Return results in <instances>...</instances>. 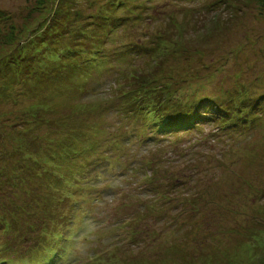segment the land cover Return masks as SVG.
Masks as SVG:
<instances>
[{
	"label": "rangeland",
	"instance_id": "374dc122",
	"mask_svg": "<svg viewBox=\"0 0 264 264\" xmlns=\"http://www.w3.org/2000/svg\"><path fill=\"white\" fill-rule=\"evenodd\" d=\"M75 1L80 11L71 6L69 18L81 22L95 11L90 1L106 0ZM142 4L127 0L116 9L123 20L94 67H74L73 75L48 83L44 99L19 82L0 96V114L13 123L36 103L50 104L43 121L28 128L38 140L72 143L63 144L68 153L60 172L68 174L69 166L80 182L59 228L67 235L60 239L66 256L54 264H264V101L250 124L225 134L205 127L218 134L200 141L185 132L150 137L134 119L137 103L124 94L138 69L152 73L142 91L163 87L172 99L225 98L240 87L263 93L264 6L259 0ZM33 5L0 0V75L1 59L19 53L11 49L17 35L37 24ZM9 24L20 30L8 43ZM8 254L1 244L0 260Z\"/></svg>",
	"mask_w": 264,
	"mask_h": 264
},
{
	"label": "trees",
	"instance_id": "16d2710c",
	"mask_svg": "<svg viewBox=\"0 0 264 264\" xmlns=\"http://www.w3.org/2000/svg\"><path fill=\"white\" fill-rule=\"evenodd\" d=\"M126 1L106 0L98 4L90 1L95 11L83 15L85 19L79 22L78 17L69 18L71 6L76 13L80 11L75 0H47V3L34 0L33 7L40 11L37 24L25 36L17 35L20 28L9 24L4 36L8 43L18 36L11 49L17 47L19 53L12 51L1 59L0 96H5L7 88L12 90L19 82L18 87L44 99L48 83H59L73 75L74 67H94L101 57L99 52L103 53L104 46L111 42V31L123 20V14L115 11L124 7ZM131 1L136 7L143 5V0ZM259 1L264 6V0ZM138 70L137 76L130 75L132 86L124 94L131 104L137 103L133 108L137 113L134 119L143 129H149L150 137L185 132L199 135L200 141L208 140L211 132H206L205 127L211 126L225 134L260 116L257 109L262 107L264 91L257 96L240 87L225 98L205 95L196 100L180 96L172 99L163 87L159 91L155 87L142 91L140 87L152 73ZM49 107L50 104L36 103L31 110L23 112L27 117H18L16 123L9 114H0V245L4 244V250L9 253L2 257L1 264L11 263L13 258L21 259L24 264H54L56 258L66 256L61 240L67 235L59 228L65 224V206L72 207L77 202L72 189L79 187L80 179L70 172L69 166L68 174L60 172V160L68 153L64 147L72 143L63 142L64 146L52 139L49 143L48 137H43L45 142L43 138L38 140L32 133L33 127L30 129L26 124H40ZM55 148H60L62 154L57 156ZM146 169L139 168L138 172L141 175ZM153 173H157L154 168L149 176ZM12 231H18L19 235H7Z\"/></svg>",
	"mask_w": 264,
	"mask_h": 264
}]
</instances>
